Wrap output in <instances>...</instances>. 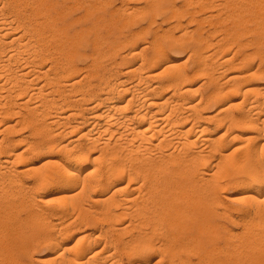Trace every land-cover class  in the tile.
Listing matches in <instances>:
<instances>
[{
	"label": "bare ground",
	"instance_id": "bare-ground-1",
	"mask_svg": "<svg viewBox=\"0 0 264 264\" xmlns=\"http://www.w3.org/2000/svg\"><path fill=\"white\" fill-rule=\"evenodd\" d=\"M3 1L0 0V2H1L0 3V52L2 51L4 53H6L5 52L6 48H9L8 49L9 52H8L7 58L4 57V53H1V54H3V56L0 55V76H5L4 77L5 81H4V79H2L3 81H1V82H3V83L0 82V87L3 88V86L6 87V86L10 85L7 88L8 93L5 92L4 94H5V96L7 94H8V96H10V99L8 100V102L10 104H12V106L6 107V108H8V109L5 108L6 110L1 109L2 112H0V116L3 118V116L6 117L9 115V117L12 118L13 115H11V111L18 109V107H17L13 110L12 109L14 107L13 105L16 104L17 106H24V107H26L25 105H27V108L29 111H26L27 108L25 109V111L28 112V114H27L28 117H26V115H22L21 116L22 117L21 122H28L31 124V126L34 125L33 129L37 130L40 126L38 127V125H36L35 123L37 121H39V120H37L38 119L37 115L41 114L42 111L40 110V108L42 106L41 107L38 106L39 111H41V112L38 111V108L36 106L39 102H36L37 104L35 106L33 105V107H31V106L29 107V104H30L29 102H30L31 97L34 95L35 96H41L43 98V101L40 100L41 101L40 103H43V104L45 103L47 106H48V104H52V103H50V100L45 97L48 95H46L47 92H45L44 85L48 84L47 85V87L49 86L48 89L49 90L51 89V92L52 91L54 92V90H52V89H55V92H56V89L57 90L59 89V85L61 84L60 82L62 81V78H64V77H66L65 79H68L67 81H70V82H68L69 87L74 85L75 83H78V86H76V84H75V88L76 87L78 88L80 86V90H81V92H79L80 96L78 98V101L75 102L76 104L74 107L70 106L72 104H70V105L68 104L71 102L67 103L68 107H67V105H65L67 107V110L70 108L75 109L76 105L79 101H81V102L82 101L83 102L84 101H87V102L92 101V102H91V104H89L90 106H88V107L84 106V104H83V107L84 108L86 107V109H88V111L91 112V114H89L90 117L87 118V116H88L87 115L88 113H87L86 114L87 116H84L82 118V121H80V119H77L78 122H76L74 119V121L76 123H71L72 124V125L70 124L71 128L69 127V128L65 129V130L68 129L70 132V129H73V128L76 129V127L77 128L83 127V125L87 122L88 123L87 130H85V132L83 130L84 136H88L87 138H85V140L88 139V141L86 140L87 143L86 142L85 143L80 142L81 140H79V138H80V134L82 133L81 132V133H78L79 137L76 135L77 136V137L75 136L76 138L75 137H73V138L71 137V139L68 138L69 141L67 139V141L65 143H62L60 145L56 144L55 140H49L48 141L46 139V142L47 141L50 142V143L47 142L48 144H45L46 142H44L43 144L40 142L41 144H38V142H35V140H34V142H35L34 144H32L33 143L32 142L30 144L31 146L30 145L28 146L29 143H27L26 146L24 145V147H22V149L19 150L17 148V146H15V144L12 143V142H14L13 140H12V142L11 141L8 142L6 140L8 143L5 144L4 143L5 141L3 140L5 138L0 137V152L2 150V153H3V151L6 153L4 158L0 157V176H3L5 173L4 172L5 170L2 167H7V168H11V166L13 167V165H15L17 160L20 161V160L24 159L26 157L27 153L31 154V152L29 153V150L32 151V153H33L34 151L39 152L40 150L46 151L47 149L49 150V149H52L56 146V148H54V150H55V149H57V147L60 146L59 148L62 151V155H61L62 157H60V158L58 157L59 159H55V157L54 158L48 157L44 163L47 164V166H48V164H50L49 166H52V169H51V167L50 168L47 167V169L49 171L47 172L44 170L43 174L44 175L46 174V176H42L43 174L40 175V172H39L38 173L39 178L41 176V178L44 179V181H45V178H47V177H51V176H53V178H54V176H57V178L60 177V178H62L63 182L66 185L79 188L78 194L83 193V196L86 192H89V191H92V193L95 192V191H93V189H97V190L101 189L102 194L99 192H98L99 194H97V192L90 194V192H89V194L91 195L90 197L93 199L94 203L97 204L96 206L99 208V209H97V207H96V210L99 212V210L102 209V212H101V210H100V212H101V216L103 218L97 217V216L96 217L100 218L99 220H102V219L104 220V218L107 219L106 221L108 222V224L112 222L113 223V224H111L112 227L114 226L116 220H120V222H121V219H122V222H121L122 226L118 225L120 227H117L118 221L115 224L116 227L118 228V230H116V228H115V230L118 232V234H119V230H120V233H122V234H123V232L129 233V227H131V226H133V228L134 227L138 228V230L140 229L139 231L134 230V231H136L135 232L136 235L133 234L134 236L132 238L129 237L130 238V239H128L129 241L125 240L128 238V236L127 237L125 236L126 238L123 239V241H121L122 243L126 241L125 245L123 243V246H125V247L121 246L122 243L119 245L122 248H118L119 246L116 247L117 249L113 247V249L116 250L115 251L116 253H113V251H109V249H107L108 247L106 248L107 250L105 249V251H103L104 246L100 250H98L99 248L97 249L95 247H94L95 249H93L90 241L86 242V244H85L84 242L81 241L82 239H79L81 234L78 236V239L76 240L77 242H75V245H71L72 247L70 246V248H67V246H69V245L61 246L60 241L62 239L59 240L60 236H57V237L55 236L56 238L55 237L51 238V241L53 242V244L55 246H58V247L61 246L62 247V249L59 250L58 254L55 253L57 256V259L60 258L59 264H61L62 262L64 264H144V263L146 264L147 261H149L150 259L149 260L144 259L143 256H145V254L148 253L150 250L151 251L153 250L152 248L155 245V242H153L154 245L151 243L150 240L152 238L150 239L147 237L151 233H149L148 230H146L148 232V234H147V232L143 231V230H145L143 228H145V226H148V225L151 226V224H152L151 231H155L156 227L159 228L160 226L161 227L164 226L163 228H164V230L166 229V233H167L166 240L163 239V241H165V243L163 244L160 241V243L163 246H161L158 242V244L160 246L157 247V249L159 251V252L158 251L157 252L160 253V254H158V256H161L160 261L163 260L164 258H166V257H164V255L167 252L169 255L168 260H174L177 257V260H175V261L178 264H264V242L258 241L261 238L260 236L264 237V232H263L264 228L261 231L259 230L258 233H256L255 230H253L255 234L249 232V230H248L249 237L242 238V236L240 237V233L233 232L234 229L230 230L226 225H223V223L221 225V224L216 223L215 222L216 220L214 221V218L221 214L219 209L217 210L218 204L220 202H222L221 201L222 199L220 200L221 196L219 197V195H218V191H222V189L224 187H225V189H227L226 186H229L231 184H233V186H234L237 184L236 186H240V185L245 186V189L249 188L248 190H250L253 187L252 185H254V183H255V185L256 184L260 185L259 187L264 189V160H263L264 159L263 158L264 157V141H262L261 143H258V144L255 143L256 144V145H254L255 147H253V146L250 147L248 145L250 148H246L244 145V144H246L245 142H248V141H244V143L241 141L242 143H239V145L236 144V147L234 146L233 147L234 149L233 148L231 149L232 153H227V152L225 153L224 152V148H225L224 147L225 146L224 141L225 140H226L225 142L228 141V143H226V145H227L230 143L229 141H234L236 139L234 136H237V138L239 137V139L242 138L241 135L239 136L238 134H236V132H233L234 130L232 131V129H237L239 127H241V128L248 127V128H250L249 129L250 131H251V129H254V132L256 131L255 135L256 136L258 135L257 137L262 136V135H260L261 134L260 132L263 131V129H264V115H262L264 112V109H262L263 108V103H262L263 100L262 99H264V84H262L263 86L261 85L262 87H260L259 84H257L258 87H256V84H253V82L251 81V78L254 76H257L258 74H260V72L264 73V0H244L245 1L244 4L242 3L243 1H241V2L239 1L245 7L244 8L242 4H239L240 8H242V7L244 8V12L241 9L237 8L238 5H233L232 1L228 2L229 0L228 1L224 0L225 3L221 0H220L221 2L219 1L220 3L219 2L216 3L217 1L215 2V0H197L195 2H193V0H189V1H192L193 3H196V6H198L196 8H199L197 10L192 8L193 10L190 9L192 12L188 13V15H191V17L190 16L188 17L189 18L188 20H190V22L193 21L194 23H196V25H197L196 28L200 27L205 22H207V23L209 22L210 24H212V22H214L212 25L213 26L215 25L216 29H217L216 26H220V25L227 27V25H226L227 18L226 17H228V19L232 18L233 21L235 22V23L232 22V24L234 23V28L236 25L235 30H237V31H235L234 33H232V35H230L231 36L230 37L231 42L229 40H227V42H224V39L223 40L221 39L222 37L220 38L221 40L215 41L216 42L215 50H213L210 53L208 52L209 54L204 53V50L206 49V47L204 50H203V48L205 45H209L212 43L211 38H213V36H214V35L212 36L213 33H210L211 38H209L208 35H206V37H205V35L202 34L203 32L198 33L197 34L198 36L196 35L197 38L195 37L197 42L195 41L196 43L194 44L190 54L188 55V58L186 56L187 59H185V61H182V62L179 61V63L185 62L184 66H182V64H179L177 62H173L174 61V60H172L173 58L171 59V57L166 55V52H167L166 47L168 46V42L165 43L166 42L165 40H167V38L170 37V36L169 37L167 36L168 33H166V32L170 31L169 29L171 27H173L171 24H174V26H175V24L177 26L180 25V29L183 28L181 30L182 31L181 34H183V35L185 33L189 34V32L191 34L192 33L191 31L194 30L191 27H190L191 28V30H190V28L186 24H183L182 19L180 18V16L183 15L182 12L185 10V7H184V9H182V8H180V7H182V5H181L179 7L180 12H178L179 11L177 9L178 5L175 6L174 5L175 3L173 4V0H159V1H157V0H151L150 1L149 0V2L147 0L146 5L143 8L142 7L136 8L138 5L137 6L135 5L136 6L135 8H132V7L130 8L129 4H128V5H126L128 7H126L125 5L122 6L123 9L125 6L124 10L119 5L118 9L109 10L110 13L107 12L109 14L106 16L103 14L104 11L102 12V15L99 14L97 16L96 20L95 19L93 20L92 25L88 27V30L84 29L83 30L84 32H81V30H80L79 32H81V33H76L73 35V37L71 35V38H68V36H67L66 38L69 39V41H68L69 44H65V45H68L67 47H64L65 45L63 46L64 42L61 44L59 43L60 46H57V47L58 48L61 47V49L63 51H66V54L64 53L65 56L63 54V61L61 60V61L57 62V64L60 63V64H58V66L57 65H55V66L50 65V67L47 66L48 68L46 67V70L42 69L43 68L42 67L43 66L42 60L44 58V54H41L40 51L38 50V48L40 47L39 49L43 50V49H41V47H42L41 44L45 43V39H46V33L45 32H48L46 29H48V30L50 29L52 31L50 33L55 34L54 36H56V33L61 35V32L63 33V30L66 29V28H64L65 26H63L65 24H63V25L61 24L62 27H57L56 26L57 23L55 22L57 20H55V21L52 20L51 21V22H53L52 24H51V22L48 23L46 21L47 26H42L43 24L40 22V24H42L41 26H39V24H38L39 27L37 26V27H33V28L29 29L30 33H31V37H32V38L30 37V40L33 39V37H34L35 42L40 43V41L42 39L44 41L42 43H40L39 46H37V49L34 47V45L36 43L33 44L32 47L34 48V50H33L34 54H32V55L29 54V57H28V51H29L28 48L32 45L31 44L32 42L30 43L31 45H28L29 44L28 41L30 42V40H28V23L26 25L22 24L23 30H18V26L21 25L22 17H26V19H28V14H25L27 10H24V15H22L21 9L23 8L25 3L27 6V4L29 2H28V0H10V1L6 0L7 3L5 1L4 2ZM45 1L44 0L42 1L43 5H44V3H46ZM127 1H131V0H127ZM156 1H157V3H156ZM170 1L172 3H169ZM184 1H183V4H184ZM187 1H185V4L187 3ZM189 1H188V3L192 5V3ZM20 2H23L24 4L23 3L20 4ZM31 2H33V1H31ZM53 2L54 1H52L51 3H53ZM102 2H103V0H102ZM144 2H145V0H144ZM165 2H166V4H165ZM37 3H36V5H37ZM229 3H231L233 5V7ZM245 3H246V5H245ZM228 4H229V6H231L233 8V11L231 8L232 13L229 10V11H227V15H226V13H225L226 11L223 12L225 9L222 10V8H227V7L230 8L228 6ZM21 5H22V7H21ZM78 5H79V3H78ZM171 5L172 6L174 5L175 7H172ZM26 6H24V9H27ZM37 6H35V8L38 10ZM184 6H186V5H184ZM120 8L122 9V11ZM212 8H217L216 10L219 9L218 12L217 11L215 12L216 15L214 12L209 14V12H212L211 11ZM228 8L226 10H228ZM50 9H52V8H50ZM181 9H182V12H181ZM237 9H239V10L236 14ZM168 10H170V12ZM240 10H241V12H240ZM167 11L169 12L167 14L168 18L171 17L172 19H175L176 21L174 20L175 22L171 23V24H169V22H168V24H169V26H167L168 28H164V27H162L161 24H159L158 27L164 29L163 33L157 34L159 32H156L157 30H155L154 35H153L154 37H152L153 39L151 41L146 42V43H148L147 45L143 44L142 47H139L140 45H138V43L143 39L145 34H147V31H152V29H155L153 27L151 29L150 28L151 25H153V24L156 25L155 23H157V25H158L159 22H157V20H156V15H158V16H160V14L163 15L162 13H165V12L167 13ZM202 11H203V16L201 15L198 18L197 15L199 14V12H202ZM29 12H27V13H29ZM60 12H61V10H60ZM222 12L225 13V14H222L223 16L221 15ZM228 12H230V13H228ZM38 13H40V11ZM61 13H63V11ZM61 13H60V16L63 15ZM88 13H90V10H88ZM218 13L221 17H219ZM75 15L77 16V14H75ZM139 15H141V16L143 15V18H144V16H146L145 19L147 20V23H146L147 26H142V27H138L135 29V28H133V22L136 20V18ZM216 16L219 17V20H216V18H215ZM32 17L35 18L34 16H32ZM31 18H30V20H31ZM58 19H60V18H58ZM71 19H74V18L72 17ZM166 19H167V17H166ZM69 20H70V17H69ZM39 21H40V19H39ZM71 21H73V20H71ZM71 21H69L70 24H71ZM42 22H43V20H42ZM161 22H163V21L161 20ZM231 28H233V25ZM232 30L233 29H231V31ZM226 31H228V30H226ZM231 31H229L230 34H231ZM64 32H66V31H64ZM71 32H69V33H71ZM74 32H77V31H73V33ZM73 33H71V34H73ZM86 33L88 36V40H89V36L92 35V40L90 43L92 45V47H91L92 52L90 53L92 55V58H91L92 61H91L90 65H88V63L86 64V65H88V68H90L88 71H86V74L83 72L84 74L80 75V77H82V75H83L84 78L87 80L86 82L84 81V83H83L84 79L83 80L80 78L78 80L76 78L74 79V77L76 75V70H77L76 66L77 65L76 64L74 65V63L72 62V59H73L74 54L76 53L75 52V46H77L79 43H81V41L84 40ZM190 34H189V36H190ZM9 35H10V39H7V37H9ZM172 35L173 34H171V36ZM179 35H180V33H179ZM179 35L177 36V38L182 36V35H180V36ZM224 35H223V37H225ZM246 35L251 36V38H249V37L244 38ZM62 36H63V34H62ZM62 36H59L60 39L62 38ZM56 38H58V37H56ZM60 39H58V40H60ZM185 39H187V38H185ZM215 40H217V39H215ZM56 42H57V40H56ZM44 46H45V44H44ZM137 46L140 49H138ZM212 46L213 45H211L210 47H212ZM32 47L30 49L31 51H32ZM46 47H47V45H46ZM129 47L131 48L130 51H128ZM179 47H180V45H179ZM233 47H235L234 52H233V50L231 51V49H233ZM249 47H253L256 50L252 49L250 51V50H248ZM42 48H44V47H42ZM47 49H45V50H47ZM137 49H138V51H137ZM125 50H127L128 52L126 51L127 53H125L124 52ZM59 52H62V51L60 50ZM30 53H33V52H30ZM80 53H81V51H80ZM219 53H220V55H219ZM217 54H218V56L215 57V55H217ZM256 54H257V56L260 57V58H258V60L259 59L260 60H259V65L257 64V66L255 67L254 62H253V59L255 57H253V55H256ZM107 55H108V57H105ZM52 56H54V55H52ZM131 56L132 57L138 56V57H140V60H138V62H136V65L128 66L129 68L124 69L125 71L123 70V72H125L128 75L126 77H130L129 74L131 75V73L134 74V79L129 78V79H131L130 80L131 85L129 86L127 84L128 87H126V86H124L125 84L122 85V83L126 79H124V81L123 80H117V79H119V77L116 78L115 76L118 73L117 72L118 68L116 71H114V70H115L116 66L119 64H126V65L130 64V65H132L133 62L131 61V58H132ZM192 56L194 57L195 61L191 67H188L189 68L188 69L185 64H186V61L188 59L190 60V57H192ZM210 57H212V58L213 57H215V58L220 57L222 59L220 62L230 64V66L226 65L227 67H225L226 69L228 68L231 70V73H230L229 77L227 78L228 80L226 81V83H224V82L221 83V85L220 84H214L212 86L211 90L209 92L207 91L208 93L205 96L201 95L200 98L198 96V99L189 98L190 96L187 94H190L192 91H195L194 89L191 88L190 85L192 82L191 78L193 76H195L196 74H204V75L209 74V76L211 78L210 81L216 82L215 81L216 76L214 74H212V71H211V73L208 72V67H210L211 65L209 64L210 62L208 63L207 58L210 59ZM14 58H16L17 59L16 61H19V63L22 62L21 63L22 65L18 64V65H20V67H18L17 70H15L16 68L13 69V70H15L13 72L11 69H8V66H9L8 64L11 63V62L10 63H8V62L11 59L13 61ZM101 58L102 59L105 58L103 64L100 60ZM107 58L109 60V61L107 60L108 62L106 61ZM215 58H213V61ZM183 60H184V58H183ZM210 61H212V60H210ZM218 62H219V60H218ZM14 63H15V61H14ZM104 63H106V64H104ZM54 64H56V63H54ZM214 64H216V63H214ZM161 65H163V67L160 68L162 70L161 71L159 70L157 73H155L156 72L155 69ZM212 65H213V63H212ZM218 65L220 66V64H218ZM216 66L217 65H215V67ZM77 67H80V66H77ZM82 67H83V65H82ZM84 67H86V66H84ZM223 67L224 66H222V68ZM225 68H223V70ZM209 69L211 70V68H209ZM221 69H220V71H222ZM226 69L224 70V72L225 71L227 72L228 69L227 70ZM9 70H11L12 72H10ZM120 71H121V69H120ZM216 71H218V70H216ZM220 71H219V73H220ZM213 72H214V70H213ZM40 73L44 74V76L46 77L47 84H45V83H42L43 85L37 84L38 85L37 87H35L36 85L34 84L35 86L32 87L33 88V90H32L31 87L29 86V84H27L29 82L28 77L31 75H32V77H33V75L36 77H40L39 76ZM215 74H217V73H215ZM220 74H219V77H220ZM204 75H201V76H204ZM90 78H95L94 79L95 81L93 82L91 80H88ZM70 79H72V82ZM208 79H209V77H208ZM217 79H218V77H217ZM32 80H30V83H32L34 81V80L33 81ZM74 80H76V81H74ZM151 80H156V81L154 82ZM204 80L205 79H203V81ZM150 81L154 82V84L149 85ZM127 82H129V81H127ZM57 84H59L57 86L58 88L55 87ZM65 84L63 83L62 86H64ZM121 86H123V87H121ZM27 87H28V89H31V91H33V92H30V93H32L31 94L32 96L28 95L29 98L28 97L24 98L22 96L23 98H21L19 100L20 102L19 101L17 102V100H15L18 96L15 97V99H13L14 94H18V93L22 94V92H25V89H27ZM62 88H64V87H62ZM165 88L169 89V95L167 97L165 96L166 98L164 100H162V98L157 99V98L153 97V94L155 96L157 93L163 92V89L165 91L166 90ZM49 90H46V91H49ZM71 90L72 89H70V91ZM77 90H79V88ZM2 91H3V89H2ZM27 91H29V90H27ZM72 91H74V90H72ZM238 91L240 93H243L244 96L242 95V99H243L242 102L243 103L246 102L248 104L247 105L248 109L247 110L245 109L246 112H244V111L239 112L240 114L238 113V115H235L234 112L231 113L230 107L232 106V104H231L230 100H231L232 94H234ZM57 92L59 93V92H61V90H59ZM62 92L60 93V95L62 94ZM65 92H68V91L66 90ZM74 92H71V93H74ZM122 92H125V93L130 92V93H128V95H131V96L127 97L128 99L123 98L126 101L124 103H122V101L120 100L121 94L124 95V93H122ZM28 93L26 92V94H28ZM36 93H39V94L37 95ZM75 93H78V91ZM176 94L179 95V97L177 99L174 98V96ZM250 94L251 95L255 94V96L251 97ZM60 95H59V97H60ZM63 95H64V93H63ZM157 95H159V94H157ZM185 95H187L189 97H186ZM260 95H261V98L263 97L262 99L259 98ZM49 96H51V95H49ZM76 96H78V95H76ZM64 97H65V95H64ZM123 97H125V96H123ZM176 97H177V95H176ZM33 98L37 99L38 97L37 98L33 97ZM52 98H53V95H52ZM75 99H76V97H75ZM4 100H6V99H4ZM13 100H15V102H13ZM64 101L66 102L65 98H64V100L61 99L60 104L64 105ZM70 101H72V100H70ZM169 101L171 102L170 105L168 104ZM31 102H33V99H31ZM53 103H54L53 105L59 106V109L61 110V112H62V108H63V110L66 109V108H64L65 106L64 107L61 106L62 108H60V105L57 102L56 103L53 102ZM5 104L6 103L3 102L1 105H5ZM236 104H238V103H236ZM39 105H41V104H39ZM99 105H102L101 109L99 108L98 109L99 111L95 110L97 108V106H99ZM217 105H218V108H216L217 110L215 109L216 111H213V113L214 112L215 113L211 114L210 116L206 115L207 117H205L203 119H206V118L212 119L215 124L219 123L220 121L221 122L223 121L227 125V127L225 129V126H226L225 125L224 131H219L220 135L219 134L216 135L217 137L212 135L213 136L212 137L210 135H206V133L210 132L209 131L211 129L210 127L206 126V124L198 125L197 119L205 116L204 115L205 113L204 112H203L204 114L200 113L198 116L195 115V117L193 115L196 114L200 110L205 111L206 108L210 109L211 107L217 106ZM147 106H150V108H152V109H147ZM50 107H52V106L50 105ZM50 107H48V108H50ZM181 107L187 108L189 110L188 111L189 113L192 112L191 114H193V112H194V114L192 116H193V120H196V121L189 119L191 116L187 115V111L185 108H184V110H185L186 114L184 116H182V118H179L178 110L182 111V109H180ZM239 107H241V106H239ZM36 108H37V110H36ZM55 108H57V106H55ZM77 109H78V113H81V111L79 112V107ZM83 109L80 107V110H83ZM42 110H43V108H42ZM15 111L17 112V110H15ZM20 111H18V112H20ZM25 111H22L21 113H23ZM37 111L39 112V114ZM44 111L45 110H43V113H45ZM49 111H51V110H49ZM55 111H58V110L55 109ZM250 111L251 112L253 111L252 112L253 114ZM1 113H2V115H1ZM17 113H15V115ZM66 113H68V112H66ZM69 113H70V115H73V112H69ZM78 113H76V114H78ZM46 114H47V112H46ZM74 114H75V111H74ZM181 114H182V112H181ZM18 115H20V114H18ZM65 115H67V114L64 113V116H62V118L68 116V115L67 116H65ZM174 115H175V118H174ZM40 116H42V115H39V117ZM44 116H46V115L44 114ZM1 117H0V121H1ZM54 117H56V116H54ZM16 119H19V118H16ZM57 119L58 118H56V120ZM182 119H184L183 122L187 119L191 120L193 122L189 121L191 123L188 122V124H186L185 122H187V121H185L184 123H182V121H181ZM51 120L50 121L53 122L55 120V118H53ZM61 120H59L57 122L61 123L60 122ZM200 120H202V119H200ZM16 121L20 122V120H16ZM54 122H56V121H54ZM62 122H64V121H62ZM179 122H181V125H179L180 124ZM221 122H220V125L222 124ZM47 123H48V121H47ZM69 123L70 122H68L67 125H69ZM206 123H207V121H206ZM3 125H4V123H3ZM203 125H205V126H203ZM223 125L224 124H222L221 126H223ZM13 126L14 125H8V127H6V125H5V128H7V132H8V130H10V127L12 128ZM20 126H18V127H20ZM23 126H24V124H23ZM41 126L45 128V126H43V125H41ZM65 126H66V124H64L63 128H65ZM215 126L216 125H214V127ZM15 127H13V128H15ZM18 127H17V129H18ZM40 128L38 131L42 130ZM47 128H48V126H47ZM74 129H73V131L71 130L72 133L75 131ZM239 129H237V130H239ZM4 130H3V132H4ZM65 130H63V131H65ZM244 130H246V129H244ZM55 131L58 133L57 130H55ZM43 132H45V131H43ZM51 132H49V133H51ZM59 132H60V130H59ZM69 132H65L66 133L65 135H67V133H69ZM252 132H253V130H252ZM4 133H6V131ZM40 133H41V135L40 134L39 135L41 136V138H42V136L43 137L46 136L45 138H49V135L47 136L45 133H42V132H40ZM47 133H48V131H47ZM60 133L62 135L64 132H60ZM69 134H71V133H69ZM211 134H212V132H211ZM55 135L58 136V134H56V133L54 134V136L51 134L52 137H56ZM82 135H83V133H82ZM242 135H243L242 139H246V140H249L252 136V134H250L251 136L249 135L250 137L248 135H246L247 137H244L245 136L244 134H242ZM255 135L253 134V137L251 139L253 140L255 138V141H256L257 138ZM1 136H3V135H1ZM1 138H2V140H1ZM20 140L22 141L21 138H20ZM58 140H60V139H58ZM18 141H19V139H18ZM43 141H44V139H43ZM61 141L62 140H60V142ZM56 142H58V141H56ZM240 144H243L244 146H242ZM250 145H251V142H250ZM241 147H245L246 149L244 150V148H241ZM28 148H30V149H28ZM240 148L242 150H244L243 155L241 154L242 151L241 152L239 151L240 154L237 151V153H238L237 156L240 155V157L239 158L234 157L236 155V154L234 155V152L238 149L240 150ZM52 150H51V153H52ZM231 150H229V151L231 152ZM216 153L218 154L217 159L214 156V154H216ZM207 156H209V159H211V161H212V158H210V156L211 157L214 156L215 159L214 158L213 159L216 162L214 160L212 162L209 160L211 162V165H209ZM255 157H256L257 161H258V159L259 160L261 159V162H259L258 164L253 166V165L249 164V162L251 163V160L255 159ZM89 158L92 159L89 166L83 170H80L81 163L83 161L88 160ZM231 158H233V159L231 160ZM200 162H202L201 165H199ZM213 162H215V163H213ZM42 166L45 167V165H43V164H42ZM1 168H2V170H1ZM15 168L13 167V169L12 168L11 169L14 170V172H17V169L15 170ZM33 168L32 169L30 168L31 171H33ZM213 169H214V172H213ZM34 170H35V168H34ZM41 170H42V168H41ZM219 170H220L221 174H220ZM9 171H7V173ZM24 171L27 172V170H24ZM36 171H34V172H36ZM12 172L13 171H11L10 175H8L9 173L8 174L5 173V175H8L7 176L8 179L6 180V182L0 181V200L2 199V201H0V202L7 200V201H9V202H7V205L9 206V208L13 207V209H14L17 207V203H15V201H13L11 197H14V195L16 197L19 194H16V192H15L16 190L14 189L15 188L14 186H13L14 188H12V189H14L13 192H11V189H10L11 185L9 184L10 188L8 186V183H10V182L13 183L14 179H15V181L17 180L16 179L17 174L14 176V174H13L14 172L13 173ZM217 172L219 174H216ZM216 175H218V177ZM214 176L217 178L220 177V180H222V179H224V180H222V182H221L220 180L215 179ZM3 177L5 178V176H3ZM41 178L38 179V181L40 182V185H42L41 182H43V180L41 181ZM38 181H37V183H39ZM220 182H221V185H220ZM17 183L15 182L13 184H17ZM44 184L45 183H43V185ZM25 186H27V185H25ZM220 186L222 188L219 190ZM28 187L30 188V186H28ZM38 187H40V186H38ZM111 187H113V188H111ZM230 188H231V186H230ZM261 188H259V190H255V189L252 190L251 192L253 194L247 193V194H245L244 197L247 196L246 199H248V197L256 199L255 197L259 196V198H260V196H261L260 194L262 193V190H260ZM26 189L27 188H25V190ZM30 189H32V188H30ZM245 189H244V192H245ZM23 192H20V193L23 194ZM219 194H221V193L219 192ZM63 195L64 194H62V196ZM223 196L227 197L225 194ZM64 197L65 198L71 197L70 199H72V197H74V195L68 194V196L64 195L61 198H64ZM87 197H88V194H87ZM87 197H86V199H87ZM244 197H240L239 199L240 200H241V198L244 199ZM24 198H23V200H24ZM232 198H234V196ZM232 198H230V200ZM237 198L235 200H237ZM9 199H11V200H9ZM39 199H41V198H39ZM262 199H264V196ZM19 200L21 201V199H19ZM58 200H59V198H58ZM61 201H62V199H61ZM249 201H251V200H249ZM262 201L264 202V200H262ZM217 202H218V204H217ZM253 202H256V201L253 200ZM5 204H2V205L4 206ZM30 204H29V206H30ZM68 204L70 206V203H68ZM216 204H217V206H215ZM228 204H230V202H228ZM233 204H235V203H233ZM261 204L262 203L260 202L258 205L260 206ZM25 205H26V203H25ZM37 205H38V203H37ZM219 205L221 206V204H219ZM254 205H255V203H254ZM0 206H1V204H0ZM8 206H7V208H8ZM222 206H225V205L222 204ZM259 206H257L256 209L259 208ZM263 206L261 205L262 210H260V208H261L260 207L259 209H257L258 210L257 212L255 211L256 209L254 207L250 206L251 209L249 211L247 210L248 212L246 213L247 218H245V216L243 215L239 218L240 221H236L238 217L236 219H232L230 221L232 223L239 224L242 221V219H244L242 222V223H244V225L242 227L247 231V229H249L253 225L260 223V221H264V208H263ZM74 207H75V203H74ZM74 207H73V210H74ZM225 207L228 208L227 206H225ZM225 207H223V208H225ZM7 208L5 211L8 210ZM70 208H72V206ZM234 208L236 210V207H234ZM241 208H243V207H241ZM252 209H255V210L253 211ZM1 210H2V208H0V219H1V222H3L2 216H4V213H6V212L1 211ZM3 210H4V207H3ZM231 210H233V209H231ZM251 210L253 212H250ZM79 211H80V209H79ZM13 212L14 211H12V213ZM17 213H18V211H17ZM76 213H78V210L76 211ZM223 213H224V215L226 214L225 211H223ZM60 214H62V213H60ZM9 215H11V214H9ZM224 215H222V216L220 215V216L224 217ZM9 217H11V216H9ZM29 217H30V215H29ZM62 218H64V217L62 216ZM37 220H38V223L41 222V221L39 222V219H37ZM23 221H24V219H23ZM109 221H111V222H109ZM7 222H9V221H7ZM34 222H35V219H34ZM46 222L49 223V221H45V223ZM57 222H59V221H57ZM63 222L65 225V221H63ZM18 223H21V222H18ZM45 223H44V225H45ZM59 223H61V222H59ZM3 224H4V222H3ZM3 224H0V236H1L0 237V255L3 253H6L7 255H5V256L8 257V255H9V257H8L9 259L7 258L8 259L7 262H6V260H4L5 261L4 262L3 261L4 258L1 257L2 260H0V261H2V263L4 262V264L5 263L6 264H17L13 260L14 258L12 255H13V253H15L17 251L16 248L18 245L17 244L18 241L22 242L23 239L25 240L26 236L28 237V233H25V229H24L25 227H23V226H26V224L25 225L23 224V226L22 225L19 226V225H17V223H15L19 227H14V228H12V227L10 228L9 227L10 225L8 226V224H4V225ZM118 224H120V223L118 222ZM1 225L3 227H1ZM233 225H235V224H233ZM21 226L23 228H21ZM52 226H53V224H52ZM44 227H46V226H44ZM47 227L50 228V226H48V225H47ZM69 227L68 228L66 227V228L69 230ZM59 228H60V225H59ZM66 228H65V230H67ZM104 228H106V227H104ZM257 228H259V227H257ZM100 229H102V228H100ZM113 229H114V227H113ZM126 229L128 231L125 232ZM68 230H67V232H68ZM131 230H132V228L130 229V231ZM71 231L72 230H70L69 234H71ZM100 231H102V230H100ZM112 231L115 232L116 236L118 235V234H116L117 233L116 231H114V230H112ZM112 231H110V229L108 230V232H112ZM156 231H157V229H156ZM160 231H159V233H160ZM251 231H252V228H251ZM105 232L104 233L107 234V231H105ZM100 233H102V232H100ZM153 233H152V235H153ZM250 233L252 235H250ZM25 234H27V235H25ZM55 234H58V232L56 233V231H55ZM46 235H48V234H46ZM102 235H104V234H102ZM162 235H163V233H162ZM97 236H98V234H97ZM145 236H146V239L143 238ZM157 236H159V235H157ZM257 236L260 237L258 240H257V238H258ZM30 237H32V236H30ZM62 237H63V235H62ZM104 237H106V235H104ZM107 237L109 238V236H107ZM151 237H153V236H151ZM222 238H224L225 241H223L221 243ZM27 239L28 238H26V240ZM32 239L29 242H32ZM49 239H47V240H49ZM143 239H145V240H143ZM147 239H148V241H146ZM105 240L107 241L108 239L106 238ZM110 240H111V238H110ZM38 241H40V240H38ZM79 241H81V242H79ZM142 241H145V242H142ZM24 242H22V243H24V245L26 247L27 242L26 241H24ZM35 242H37V240H35ZM110 242L112 243V241H110ZM148 242H150L151 244ZM37 244H39V243L37 242ZM158 244H156V245H158ZM106 245L107 244H105V246ZM108 245H109V243H108ZM25 247H24V250H25ZM27 247L29 248V246H27ZM44 247H45V245H44ZM101 247H102V245H101ZM259 247H261L262 250H259L258 249ZM21 248H23V246H21ZM91 248H92L93 253L91 252L92 254L89 255L86 252H87V250H89ZM155 248H156V246H155ZM15 249H16V251H15ZM157 249H155V250H157ZM257 249L259 251H257ZM192 251H193V254L195 255V258H194L195 260L192 258L193 254H190L191 256L188 254ZM111 252L113 253L114 256H112ZM153 254H154V252H153ZM96 255H97L98 259H97ZM124 256H126V259H124L125 258ZM29 257H31V256H29ZM32 257H33V255H32ZM109 257H112L114 260L112 258H109ZM94 258H96L97 260ZM108 258L111 260V262H109V263H108V260H109ZM146 258H148V256ZM30 259L32 260V258H30ZM45 259H43V260H45ZM154 261L159 262V261H157L156 258ZM171 262H173V261H171ZM154 264H155V262H154ZM170 264H173V263H170Z\"/></svg>",
	"mask_w": 264,
	"mask_h": 264
},
{
	"label": "rangeland",
	"instance_id": "rangeland-1",
	"mask_svg": "<svg viewBox=\"0 0 264 264\" xmlns=\"http://www.w3.org/2000/svg\"><path fill=\"white\" fill-rule=\"evenodd\" d=\"M1 1H3V0H1ZM6 3H7V1L6 0H4ZM3 1V2H4ZM10 1V0H9ZM8 1V2H9ZM31 1H33V2H31ZM43 0H28V4H27V6H26V3L24 4L23 2H20V4L21 3H23L24 4V6H26V8L27 9H24V6H23V10L21 9V13H22V15H24V10H27L26 11V13L25 14H28V19H26V17H22V19H21V25H19L18 26V30H23V25H26L27 23H28V40H30V37H31V33H30V30L29 29H31V28H33V27H37L38 26V24H39V26H41L42 24V26H47L46 25V23L48 22V23H50L52 20L53 21H55V20H57V21H55L56 23V26L57 27H62V25L63 24H65V25H63V26H65L64 28H66L65 30H63V33L61 32V35L60 34H57L56 33V36H54L55 34H51L50 32H52L50 29L48 30V29H46L48 32H45L46 33V39H45V43H42L44 40L42 39L41 41H40V43H42L41 44V46L42 47H44V48H42L41 47V49H43V50H40L39 48H38V50L40 51V53L41 54H44V58H43V70H46V67L47 66H49L50 67V65H53V66H55V65H57L58 66V64H60V63H58L57 64V62H59V61H63V54L65 53L66 54V51H63L62 49H61V47H57V46H60V44L61 43H63L64 42V44H63V46L65 45V44H69V39H67L66 37L68 36V38H71V35H72V37H73V35L74 34H76V33H81V32H84L83 30L84 29H87L88 30V27L89 26H91L92 25V22H93V20L95 19L96 20V18H97V16L100 14V15H102V12H103V14L106 16V15H108L110 12H109V10H114V9H118L119 8V5H120V7H122L123 5H128L129 4V7L131 8H135L137 5L139 6H137L136 8H140V7H144L145 5H146V2H147V0H145V2H144V0H131V1H127V0H103V2H102V0H44L46 3H44V5H43V2H42ZM50 1V2H49ZM52 1H54L53 3H51ZM110 1V2H109ZM151 1V0H150ZM157 1H159V0H157ZM157 1H156V3H157ZM183 1L184 0H173V4L176 6V5H178L176 8L179 10L180 8H182V9H184V7H185V10L182 12V9H181V12H182V14L183 15H181L180 16V18L182 19V22H183V24H186L189 28L191 27L192 29H194V30H192L191 32V34H190V32H189V34H190V36H189V34H187V33H185L184 35L183 34H181L182 33V29L183 28H181L180 29V25H176L175 24V26H174V24H171V23H174L176 20L175 19H172L170 16V18H168V16H167V14L170 12V10H168L167 11V13L165 12V13H162L163 15H161L160 14V16H158V15H156V20H157V22H159L158 23V25H157V23H155L156 25H151V29H152V27L153 28H155V29H152V31H147V34H145V36L143 37V39L138 43V45H140L139 47H142L143 46V44L145 45H147L148 43H146V42H148V41H151L153 38L152 37H154L153 35H154V32H155V30H157L156 32H159V33H157V34H161V33H163V28H160V27H158L159 26V24H161L162 25V27H164V28H168L167 26H169V24H171L173 27H171L169 30L170 31H167L166 33H168L167 34V36L169 37V38H167V40H165L166 42L165 43H167L168 42V46L166 47V55H168L169 57H171V59L172 60H174L173 62H177V63H179V61H185V59H187L188 58V55L190 54V52H191V50H192V48H193V46H194V44L197 42L196 41V38H197V34L198 33H202L203 35H205V37H206V35H208L209 36V38H211V34L210 33H213L212 34V36H213V38H211L212 39V43L211 44H209L210 46L211 45H213L212 47H210L209 45H203L204 46V48H203V50L205 49V47H206V49L204 50V53H210V52H212L213 50H215V47H216V42L215 41H218V40H223L224 39V42H227V40H229L230 42H231V39H230V35H232V33H234L235 31H237V30H235L236 29V25H235V28H234V21H233V19L232 18H230V19H228V17H226L227 18V20H226V25H227V27L226 26H223V25H220V26H216L217 27V29L215 28V25L213 26L212 24L214 23V22H212V24H210L209 22L207 23V22H205V23H203L200 27H197L196 28V23H194L193 21H191L190 22V20H188L189 18V16L191 17V15H188V13L189 12H192L191 10H193V9H199V8H196V7H198V6H196V3H193V2H195V1H197V0H193V2L192 1H189V2H191L192 3V5L191 4H189L188 3V1L187 0H185V1H187V3L185 4V1H184V4H183ZM217 1V2H216ZM220 0H215V2L216 3H218ZM221 1H223L224 2V0H221ZM220 1V2H221ZM228 1V0H227ZM226 1V2H227ZM232 1V3H233V5H238V7L237 8H239V9H241L243 12H244V0H229L228 2H231ZM236 1V2H235ZM241 1H243L242 3H240ZM37 3V5L39 6H37L36 5V3ZM95 2V3H94ZM148 2H149V0H148ZM181 2V3H180ZM219 2V3H220ZM222 2V3H223ZM1 3V2H0ZM56 3V4H55ZM78 3H79V5H78ZM98 5H97V4ZM121 3V4H120ZM127 3V4H126ZM169 3H172L171 1L169 2ZM225 3V2H224ZM235 3V4H234ZM22 4V5H23ZM101 4V5H100ZM116 4V5H115ZM134 4V5H133ZM142 4V5H141ZM165 4H166V2H165ZM189 4V5H188ZM229 4H231V3H229ZM229 4H228V6H229ZM239 4H242L243 5V7L242 8H240V5ZM22 5H21V7H22ZM96 5V6H95ZM136 5V6H135ZM172 6V7H175V6ZM182 5V7H180ZM184 5H188L187 7L186 6H184ZM232 5V4H231ZM233 5H232V7H233ZM241 5V6H242ZM245 5H246V3H245ZM35 6H37V8H38V10L35 8ZM49 6V7H48ZM63 6V7H62ZM125 6H124V9H125ZM166 6V5H165ZM48 7V8H47ZM69 7V8H68ZM115 7V8H114ZM117 7V8H116ZM126 7H128V6H126ZM180 7V8H179ZM230 8H228V10H226L227 8H222V10L223 9H225L223 12H225L226 13V15H227V11H231V6H229ZM50 8H52V9H50ZM60 8V9H59ZM193 8V9H192ZM36 9V10H35ZM121 9V8H120ZM122 9H123V7H122ZM122 9H121V11H122ZM123 9V10H124ZM191 9V10H190ZM217 8H212V12H209V14L210 13H215L216 11L218 12L219 11V9L218 10H216ZM236 9V8H235ZM239 9H237V11H236V14H237V12H238V10ZM60 10H61V12L63 11V13H61L60 12ZM88 10H90V13H88ZM188 10V11H187ZM214 10V11H213ZM241 10H240V12H241ZM23 11V12H22ZM30 11V12H29ZM40 11V13H38ZM163 11V10H162ZM232 11H233V8H232ZM232 11H231V13H232ZM27 12H29V13H27ZM32 12V13H31ZM44 12V13H43ZM58 12V13H57ZM65 12V13H64ZM107 12H109V13H107ZM178 12H180V10L178 11ZM221 13V15L222 14H225V13ZM242 12V13H243ZM34 13V14H33ZM36 13V14H35ZM60 13L61 14H63L62 16H60ZM185 13V14H184ZM228 13H230V12H228ZM75 14H77V16L75 15ZM36 15V16H35ZM81 15V16H80ZM170 15V14H169ZM180 15V14H179ZM188 15V16H187ZM203 16V11L202 12H199V14L197 15V17L199 18L200 16ZM215 15H216V13H215ZM218 15H219V13H218ZM225 15V16H226ZM26 16V15H25ZM32 16H34L35 18H31ZM38 16V17H37ZM60 16V17H59ZM80 16V17H79ZM85 16V17H84ZM140 16V17H139ZM137 18H136V20L133 22V28H138V27H142V26H147V20L145 19V17L146 16H144V18H143V15L141 16V15H139ZM223 16V15H222ZM69 17H70V20H69ZM74 18V19H71V18ZM166 17H167V19H166ZM219 17H221L220 15H219ZM219 17H215L216 18V20H219ZM233 17V16H232ZM30 18H31V20L33 21H31L30 20ZM58 18H60V19H58ZM78 18V19H77ZM164 20H163V19ZM223 18V17H222ZM39 19H40V21H39ZM141 19V20H140ZM29 20V21H28ZM42 20H43V22H42ZM71 20H73V21H71ZM161 20L163 21V22H161ZM175 20V21H174ZM215 20V19H214ZM36 21V22H35ZM47 21V22H46ZM69 21H71V24L69 23ZM230 21V22H229ZM35 22V23H34ZM40 22L42 23V24H40ZM73 22V23H72ZM168 22H169V24H168ZM185 22V23H184ZM187 22V23H186ZM232 22H234L233 24H232ZM53 22H51V24H52ZM23 24V25H22ZM33 24V25H32ZM62 24V25H61ZM70 24V25H69ZM192 24V25H191ZM69 25V26H68ZM190 25V26H189ZM195 25V26H194ZM211 25V26H210ZM232 25H233V28H231L232 27ZM38 26V27H39ZM67 26V27H66ZM185 26V25H184ZM203 26V27H202ZM80 27V28H79ZM158 27V28H157ZM194 27V28H193ZM225 27V28H224ZM71 28V29H70ZM191 28H190V30H191ZM215 28V29H214ZM75 29V30H74ZM150 29V30H151ZM221 29V30H220ZM230 29V30H229ZM231 29H233L232 31H231ZM81 30V32H79ZM172 30V31H171ZM189 30V29H188ZM189 30V31H190ZM199 30V31H198ZM202 30V31H201ZM226 30H228V31H226ZM64 31H66V32H64ZM72 31V32H71ZM73 31H77V32H74L73 33ZM181 31V32H180ZM208 31V32H207ZM218 33H217V32ZM220 31V32H219ZM229 31H231V34H230V32ZM69 32H71V33H73V34H71V33H69ZM207 32V33H206ZM216 32V33H215ZM225 32V33H224ZM229 32V33H228ZM69 33V34H68ZM173 34L172 36H171V34ZM178 33V34H177ZM179 33H180V35H182L181 37H179V38H177V36L179 35ZM228 35H227V34ZM62 34H63V36H62ZM67 34V35H66ZM170 34V35H169ZM176 34V35H175ZM220 34V35H219ZM225 34V35H224ZM62 36V38L64 39H60V37L59 36ZM179 35V36H180ZM188 35V36H187ZM192 35V36H191ZM195 35V36H194ZM197 35V36H196ZM218 35V36H217ZM223 35L225 36V37H223ZM48 36V37H47ZM184 36V37H183ZM220 36V37H219ZM56 37H58V38H56ZM190 37V38H189ZM196 37V38H195ZM222 37V38H221ZM227 37V38H226ZM251 38V36H249V35H246L244 38ZM32 38V37H31ZM86 38V39H85ZM185 38H187V39H185ZM221 38V39H220ZM226 38V39H225ZM7 39H10V35H9V37H7ZM34 37H33V39H31L30 40V42L28 41V45H31L29 48H28V57H29V54L30 55H32V54H34V48L32 47L33 46V44H35L34 45V47L37 49V46H39V44L40 43H38V42H35L34 41ZM58 39H60V40H58ZM150 39V40H149ZM166 39V38H165ZM185 39V40H184ZM215 39H217V40H215ZM55 40V41H54ZM56 40H57V42H56ZM91 40H92V35H90L89 36V40H88V36H87V33H86V35H85V37H84V40L83 41H81V43H79L77 46H75V54H74V56H73V59H72V62L74 63V65L76 64L77 66H80V67H77L76 66V75H75V77H74V79L76 78L77 80L80 78V79H84L83 80V83H84V81L86 82L87 80L84 78V76L82 75V77H80V75L81 74H86V71H88L90 68H88V65H90V63H91V61H92V55L90 54L91 52H92V45L90 44L91 43ZM226 40V41H225ZM48 41V42H47ZM196 41V42H195ZM32 42V43H31ZM47 42V43H46ZM84 42V43H83ZM31 43V44H30ZM53 45H52V44ZM56 43V44H55ZM59 45H58V44ZM44 44H45V46H44ZM46 45H47V47H46ZM83 45V46H82ZM179 45H180V47H179ZM55 46V47H54ZM68 45H65L64 47H67ZM172 46V47H171ZM31 47H32V51L30 50L31 49ZM46 47V48H45ZM53 47V48H52ZM57 47V48H56ZM138 46H137V48L138 49H140ZM171 47V48H170ZM48 48V49H47ZM184 48V49H183ZM234 48L235 47H233V49H231V51L233 50V52H234ZM9 48H6L5 49V52L6 53H4V52H0V55H2L3 56V54H1V53H4V57H6L7 58V55H8V52H9V50H8ZM45 49H47V50H45ZM77 49V50H76ZM130 47H129V50L128 51H130ZM138 49H137V51H138ZM252 49H254V50H256L255 48H253V47H249L248 48V50H252ZM62 51V52H59V51ZM190 50V51H189ZM4 51V50H3ZM43 53H42V52ZM57 51V52H56ZM80 51H81V53H80ZM127 50H125L124 52L125 53H127L126 52ZM230 51V52H231ZM30 52H33V53H30ZM49 52V53H48ZM147 52V51H146ZM186 52V53H185ZM46 53V54H45ZM58 53V54H57ZM87 53V54H86ZM208 53V54H209ZM54 55V56H52V55ZM65 54H64V56H65ZM46 55V56H45ZM52 57H51V56ZM219 55H220V53H219ZM91 56V57H90ZM186 56H187V58H186ZM216 56H218V54L217 55H215V57ZM239 56V55H238ZM3 57V58H4ZM55 57V58H54ZM61 57V58H60ZM105 57H108V55L107 56H105ZM132 57V56H131ZM137 57V58H136ZM134 56V57H132L131 58V61L133 62L132 63V65H130V64H128V65H126V64H119V65H117L116 66V68H115V70L114 71H116L117 70V68H118V73H117V75L115 76L116 78H118L119 77V79H117V80H123L124 81V79H126L123 83H122V85H124V86H126V87H128L127 86V84L130 86L131 85V79H129V78H132V79H134V74L133 73H131V75L129 74V76L130 77H126V76H128L125 72H123V70L124 69H126V68H129L128 66H133V65H136V62H138V60H140V57H138V56ZM215 57H213V58H215ZM253 57H255L254 59H253V62H254V65H255V67L257 66V64L259 65V60H258V58H260L259 56H257V54L256 55H253ZM54 58V59H53ZM139 58V59H138ZM183 58H184V60H183ZM213 58L212 57H210V59L209 58H207V61H208V63L211 65L210 67H208V72H210L211 73V71H212V74H214L215 76H216V78H215V81L216 82H211L210 81V76H209V74H196L195 76H193L192 78H191V80H192V82H191V88L192 89H194L195 91H192L190 94H187V95H189V96H187V95H185L186 97H189V98H192V99H198V96H199V98L201 97V95H206L210 90H211V88H212V86L214 85V84H220L221 85V83H226V81L228 80L227 78L229 77V75H230V73H231V70L230 69H226L225 67H227L228 65L230 66V64H227V63H222V62H220L222 59L220 58V57H217V58H215L214 59V61H213ZM52 59V60H51ZM65 59V58H64ZM110 59V58H109ZM136 59V60H135ZM17 59L16 58H14L13 59V61H12V59L8 62V63H10V64H8L9 66H8V69H11L13 72L15 71V70H17L18 69V67H20V65H18V64H21V63H19V61H16ZM101 60V62H102V64H103V62H104V60H105V58H101L100 59ZM108 60V58L106 59V61ZM189 60V59H188ZM186 61V67L188 68V67H191L193 64H194V57L192 56V57H190V60L189 61ZM210 60H212V61H210ZM218 60H219V62H218ZM14 61H15V63H14ZM56 61V62H55ZM105 61V62H106ZM109 61V60H108ZM107 61V62H108ZM258 61V62H257ZM106 62V63H107ZM213 63V65H212V63ZM14 63V64H13ZM54 63H56V64H54ZM88 63V65H86ZM106 63H104V64H106ZM184 63L185 62H183V63H179V64H182V66H184ZM214 63H216V64H214ZM220 64V66L218 65V64ZM222 64V65H221ZM225 64V65H224ZM22 65V64H21ZM82 65H83V67H82ZM215 65H217L216 67H215ZM227 65V66H226ZM15 66V67H14ZM84 66H86V67H84ZM219 66V67H218ZM222 66H224L223 68H225L226 70H227V72L225 73L224 72V70H223V68H222ZM122 67V68H121ZM136 67V66H135ZM163 67V65H161V66H159V67H157L156 69H155V73H157L159 70L161 71L162 69H160V68H162ZM214 67V68H213ZM16 68V69H15ZM48 68V67H47ZM209 68H211V70L209 69ZM222 68V69H221ZM13 69H15V70H13ZM82 69V70H81ZM120 69H121V71H120ZM189 69V68H188ZM218 70V71H216V70ZM220 69L222 70V71H220ZM11 70H9L10 72H12ZM210 70V71H209ZM213 70H214V72H213ZM8 71V72H9ZM125 71V70H124ZM219 71H220V73H219ZM9 72V73H10ZM78 72V73H77ZM84 72V73H83ZM122 72V73H121ZM224 72V73H223ZM43 73V72H42ZM42 73H40L39 74V76L40 77H36V76H34L33 75V77H32V75L31 76H29L28 77V80H29V82L27 83V84H29V86L31 87V89L33 90V86H35V87H37L38 85L37 84H42V83H45V84H47V79H46V77L44 76V74H42ZM116 73V72H115ZM122 75H121V74ZM215 73H217V74H215ZM220 74V77H219V74ZM201 75H204V76H201ZM78 76V77H77ZM126 78H125V77ZM201 76V77H200ZM3 77V78H2ZM5 76H0V82L1 81H3L2 79H4V81H5V78H4ZM208 77H209V79H208ZM214 77V76H213ZM212 77V78H213ZM217 77H218V79H217ZM35 81H33L32 79ZM44 78V79H43ZM66 77H64V78H62V81L59 83V84H57L55 87L56 88H58L57 86L59 85V89L57 90L56 89V92H55V89H52V90H54V92L52 91L51 92V89L49 90L48 89V87H47V85H44V88H45V92H47L46 93V95H48V96H45L46 98H48L49 100H50V103H52V104H48V106L44 103H40L41 101H43V98L41 97V96H35L34 94V96H32L31 94L32 93H30V92H33V91H31V89H28V87H27V89H25V92H22V94L20 93H18V94H14V97H13V99H15V97H17L15 100H17V102L21 99V98H26V97H28L29 98V96L28 95H31L30 97H31V99H33V102H31V99H30V104H29V107L31 106V107H33V105L35 106L37 103L36 102H39L36 106H37V108H38V106H42L41 108H40V110L42 111H39V108H38V111L39 112H41V114H39V112H38V114L39 115H42V116H40L39 117V115H37V117H38V119L37 120H39V121H37L35 124L36 125H38V127L40 128V129H42V130H40V131H38L39 130V128L37 129V130H35V129H33L34 128V125H32L31 126V124L30 123H28V122H21V116L22 115H26V117H28L27 116V114H28V112H26V111H29L28 110V108H27V105H25L26 107H24V106H17L16 104L15 105H13L14 107L12 108L13 110L15 109V108H17L18 107V109H15V110H17V112L18 111H20V112H16L15 110L14 111H11V115H13L12 116V118L11 117H9V115L8 116H6V117H4L3 116V118L1 117V121H0V137H2V138H5V139H3L5 142V144L6 143H8V142H12V140L14 141V142H12V143H14L15 144V146H17V148L19 149V150H21L22 149V147H24V145L26 146V144L27 143H29L28 144V146L32 143V144H34L35 142H38V144H43L44 142H46V139L49 141V140H55V143L56 144H62V143H65L66 141H67V139L68 138H70L71 139V137L73 138V137H75L76 135L79 137V135H78V133H83V135H82V133L80 134V138H79V140H81L80 142H86V140L88 141V139H86L85 140V138H87L88 136H84V132H85V130H87V127H88V123L86 124H84L83 125V127H80V128H77L76 127V129H74L75 131L72 133L71 132V130L73 131V129H70V132H69V130L67 129V130H65L66 128H69L72 124L71 123H76V122H78V120L77 119H80V121H82V118L84 117V116H87V118H89L90 117V115L89 114H91V112L90 111H88V109H86V107L84 108L83 107V104H84V106H90L89 104H91V102L92 101H79L78 103H77V105H76V108L74 109H71L70 107V109H68L67 110V107H68V104L70 105V104H72V105H70V106H72V107H74L75 106V102L76 101H78V98H79V96H80V93L79 92H81V90H80V86L78 87L79 88V90H77L78 88L76 87L75 88V84H76V86H78V83H75L74 85H72V86H68L69 84H68V82H70V81H67L68 79H65ZM220 78V79H219ZM95 78H90V79H88V80H91V81H95L94 80ZM203 79H205L204 81H203ZM253 79V80H252ZM256 79V80H255ZM30 80H32L33 82L32 83H30ZM71 80V82H72V79H70ZM213 80V79H212ZM220 80V81H219ZM225 80V81H224ZM66 81V82H65ZM74 81H76V80H74ZM127 81H129V82H127ZM151 81H156V80H151ZM149 82V85H151V84H154V82ZM203 81V82H202ZM251 81L253 82V84H256V87H258V85L257 84H259V86L260 87H262L263 85L262 84H264V73H261L260 72V74H258L257 76H254V77H252L251 78ZM41 82V83H40ZM210 82V83H209ZM1 83H3V82H1ZM63 83L66 85H64V86H62L63 85ZM130 83V84H129ZM204 85H203V84ZM35 84V85H34ZM203 86H202V85ZM32 85V86H31ZM43 85V84H42ZM262 85V86H261ZM8 86H10V85H8ZM8 86H6V87H4L3 86V88L2 87H0V112H2L1 111V109H5L6 107H11L12 106V104H10L9 102H8V100L10 99V96H8V92H7V88H8ZM46 86V87H45ZM62 87H64V88H62ZM69 87V88H68ZM121 87H123V86H121ZM195 87V88H194ZM75 88V89H74ZM197 88V89H196ZM199 88V89H198ZM2 89H3V91H2ZM6 89V90H5ZM68 91V92H65L66 90ZM70 89H72V90H74L75 92H77L78 91V93H75L74 91H70ZM166 89V88H165ZM27 90H29V91H27ZM46 90H49V91H46ZM59 90H61V92H62V94L60 95V93L61 92H57V91H59ZM65 90V91H64ZM77 90V91H76ZM166 91V92H165ZM164 91V89H163V92H160V93H157V94H159V95H155L154 96V94H153V97H155V98H157V99H161L162 98V100H164L168 95H169V89H166ZM208 91V92H207ZM5 92H7L6 94V96H5ZM26 92L28 93V94H26ZM71 92H74V93H71ZM4 95H3V94ZM25 93V94H24ZM50 93V94H49ZM58 93V94H57ZM63 93H64V95H65V97H64V95H63ZM70 95H69V94ZM122 93H124V95L123 94H121V98H120V100L122 101V103H124V102H126L125 101V99L127 98V97H129V96H131V95H128V93H130V92H127V93H125V92H122ZM196 93V94H195ZM201 93V94H200ZM12 94V95H13ZM37 95L39 94V93H36ZM78 95V96H76V95ZM16 95V96H15ZM49 95H51V96H49ZM52 95H53V98H52ZM59 95H60V97H59ZM176 95H177V97H176ZM175 96H174V98H178L179 97V95L178 94H176ZM193 95V96H192ZM242 95H243V93H240L239 91L238 92H236V93H234V94H232V96H231V104H232V106L230 107V109H231V113H233L234 112V114L235 115H238V113L239 112H246V110L248 109V107H247V103L246 102H242ZM21 96V97H20ZM23 96V97H22ZM73 96V97H72ZM123 96H125V97H123ZM157 96V97H156ZM166 96V97H165ZM244 96V95H243ZM250 96L251 97H254L255 96V94L254 95H251L250 94ZM8 99H7V98ZM33 97H38L37 99H34ZM55 97V98H54ZM59 97V98H58ZM63 97V98H62ZM72 97V98H71ZM75 97H76V99H75ZM164 97V98H163ZM239 97V98H238ZM6 99V100H4V99ZM57 98V99H56ZM64 98H65V100H66V102L64 101V105L62 104H60V101H61V99L62 100H64ZM68 98V99H67ZM71 98V99H70ZM74 98V99H73ZM123 98H125V99H123ZM259 98H261V95L259 96ZM263 98V97H262ZM261 98V99H262ZM72 100V101H70V100ZM128 99V98H127ZM15 100H13V102H15ZM41 100V101H40ZM56 100V101H55ZM239 100V101H238ZM241 100V101H240ZM263 101H262V103H263V108L262 109H264V99H262ZM59 101V102H58ZM229 101V100H228ZM237 101V102H236ZM6 103L5 105H1L2 103ZM20 102V101H19ZM53 102H57V103H59V105H60V108H62V107H64L65 105H67V107L65 106L64 108H66V109H64L63 110V108H62V112H61V110L59 109V106L58 105H53L54 103ZM68 102H71V103H68ZM66 103V104H65ZM68 103V104H67ZM236 103H238V104H236ZM39 104H41V105H39ZM74 104V105H73ZM168 104L170 105L171 104V102L169 101L168 102ZM45 105V106H44ZM50 105L52 106V107H50ZM79 105V106H78ZM5 106V107H4ZM55 106H57V108H55ZM62 106V107H61ZM79 107V112L81 111V113L83 114H81V113H78V107ZM239 106H241V107H239ZM24 107V108H23ZM48 107H50V108H48ZM80 107L84 110H80ZM101 107H102V105H99V106H97V108L95 109V110H97V111H99L98 109L100 108L101 109ZM152 107V106H151ZM245 107V108H244ZM27 108V109H26ZM37 108H36V110H37ZM42 108H43V110H45L44 112L45 113H43V110H42ZM184 108L185 107H181L180 109H182V111L180 110H178V116H179V118H182V116H184L185 114H186V112H185V110H184ZM216 108H218V105L217 106H213V107H211L210 109H205V111L204 110H200V111H198L196 114H194V112H193V114H191V113H189L188 111V109L187 108H185L186 109V111H187V115H190L191 117L189 118V119H191V120H193V116L195 117V115L196 116H198L200 113L201 114H204L205 116H203V117H201V118H199V119H197L198 120V125H202V124H206V126H208V127H210L211 129L209 130L210 132H208V133H206V135H210V136H216V135H220V132L219 131H224V126L226 125L223 121L221 122L222 124H224L223 126H221L220 125V122L219 123H214L213 122V120L212 119H203V118H205V117H207L208 115L210 116L211 114H214L213 113V111H216L217 109ZM241 110H240V109ZM243 108V109H242ZM6 109H8V108H6ZM5 109V110H6ZM25 109H26V111H25ZM47 109V110H46ZM55 109H57L58 111H55ZM147 109H152V108H150V106H147ZM216 109V110H215ZM246 109V110H245ZM49 110H51V111H49ZM60 110V111H59ZM71 110V111H70ZM73 110V111H72ZM184 110V111H183ZM211 110V111H210ZM22 111H25V112H23V113H21ZM65 111V112H64ZM74 111H75V114H74ZM77 111V112H76ZM88 111V112H87ZM260 111V110H259ZM263 111V110H262ZM36 112V111H35ZM46 112H47V114H46ZM57 112V113H56ZM66 112H73V115H70V113L68 114V113H66ZM181 112H182V114H181ZM204 112V113H203ZM251 112V111H250ZM253 112V111H252ZM251 112V113H252ZM255 112V111H254ZM14 113V114H13ZM15 113H17L16 115H15ZM25 113V114H24ZM49 113V114H48ZM56 115H55V114ZM64 113L65 114H67V115H65V116H67V117H64V118H62V116H64ZM76 113H78V114H76ZM88 113V114H87ZM230 113V112H229ZM237 113V114H236ZM18 114H20V115H18ZM44 114L46 115V116H44ZM59 114V115H58ZM62 114V115H61ZM87 114V115H86ZM180 114V115H179ZM240 114V113H239ZM242 114V113H241ZM253 114V113H252ZM262 114V113H261ZM1 115H2V113H1ZM4 115V114H3ZM58 115V116H57ZM77 115V116H76ZM82 115V116H81ZM193 115V116H192ZM207 115V116H206ZM262 115H264V112H263V114ZM54 116H56V117H54ZM71 116V117H70ZM75 116V117H74ZM8 117V118H7ZM43 117V118H42ZM46 117V118H45ZM74 117V118H73ZM189 117V116H188ZM7 118V119H6ZM16 118H19V119H16ZM53 118H55V120L54 121H56V122H51L52 120L51 119H53ZM56 118H58L59 120H61L60 122L61 123H59V122H57V121H59L58 119L56 120ZM72 118V119H71ZM174 118H175V115H174ZM4 119V120H3ZM20 120V122H18V121H16V120ZM44 119V120H43ZM51 121H50V120ZM72 121H71V120ZM74 119H75V121H74ZM98 119V118H97ZM196 119V118H195ZM200 119H202V120H200ZM13 120V121H12ZM183 120L184 119H182L181 121H182V123H184L185 121H187V122H185L186 124H188V122L189 121H191V120H185L184 122H183ZM200 120V121H199ZM47 121H48V123H47ZM62 121H64V122H62ZM66 121V122H65ZM193 121H196V120H193ZM193 121H191V122H193ZM206 121H207V123L209 124H207L206 123ZM10 124H9V123ZM15 124H14V123ZM51 122V123H50ZM68 122H70L69 123V125H67V123ZM191 122H189V123H191ZM201 122V123H200ZM3 123H4V125H3ZM7 123V124H6ZM13 123V124H12ZM24 124V126H23V124ZM57 123V124H56ZM180 124L179 125H181V122H179ZM22 124V125H21ZM26 124V125H25ZM45 124V125H44ZM64 124H66V126H65V128H63L64 127ZM71 124V125H70ZM212 126H211V125ZM5 125H6V127H8V125H14L13 127H15V128H11L10 127V130H8V132H7V128H5ZM21 125V126H20ZM41 125H43V126H45V128L44 127H42ZM56 125V126H55ZM63 125V126H62ZM214 125H216L215 127H214ZM18 126H20V127H18ZM47 126H48V128H47ZM55 126V127H54ZM74 126V125H73ZM203 126H205V125H203ZM17 127H18V129H17ZM51 127V128H50ZM60 127V128H59ZM226 127H227V125L225 126V129H226ZM45 130H44V129ZM63 130H65V131H63ZM71 128V127H70ZM222 128V129H221ZM240 128V129H239ZM239 128H237V129H239V130H237V129H232V131L233 132H236V134H238L239 136L241 135V137L243 138V135L242 134H244L245 136L244 137H247L246 135H250V134H252V136H251V138L253 137V134L255 135L256 133V131L254 132V129H251V131L249 130L250 128H248V127H243V128H241V127H239ZM248 128V129H247ZM5 129V130H4ZM242 129V130H241ZM244 129H246V130H244ZM2 130V131H1ZM3 130H4V132L6 131V133H4L3 132ZM35 130V131H34ZM55 130H57L58 131V133L55 131ZM59 130H60V132H64L62 135H61V133L59 132ZM83 130H84V132H83ZM217 130V131H216ZM249 130V131H248ZM252 130H253V132H252ZM43 131H45V132H43ZM47 131H48V133H47ZM53 133H52V132ZM14 132V133H13ZM36 132V133H35ZM38 132V133H37ZM40 132H42V133H45L47 136L49 135V138H45L46 136H42V138H41V133ZM49 132H51V133H49ZM65 132H69V133H71V134H69V133H67V135H65L66 133ZM211 132H212V134H211ZM216 132V133H215ZM218 132V133H217ZM252 132V133H251ZM58 134V136L57 135H55L56 137H52L51 136V134L54 136V134ZM60 133V134H59ZM240 133V134H239ZM261 134L260 135H262V136H259V137H257L256 135V141H255V138L252 140L251 138L249 139V140H246V139H242V138H240L239 139V137L237 138V136H234L233 138L235 139H233L234 141H229L230 143L229 144H227L226 145V143H228V141L227 142H225L224 141V152L226 153H232V148L235 146L236 147V144L237 145H239V143H244V141H248V142H245L246 144H244L245 145V147L246 148H250V147H255L254 145H256V144H258V143H261L262 141H264V129H263V131H261L260 132ZM40 134V135H39ZM44 134V135H45ZM1 135H3V136H1ZM43 135V134H42ZM61 135V136H60ZM65 135V136H64ZM60 136V137H59ZM65 138H64V137ZM67 136V137H66ZM76 136V137H77ZM212 136V137H213ZM249 136V137H250ZM254 136V137H255ZM18 137V138H17ZM26 137V138H25ZM59 137V138H58ZM75 137V138H76ZM217 137V136H216ZM2 138H1V140H2ZM17 138V139H16ZM20 138L22 139V141L20 140ZM52 138V139H51ZM54 138V139H53ZM60 139V140H62L61 142H60V140H58V139ZM62 138V139H61ZM18 139H19V141H18ZM27 139V140H26ZM31 139V140H30ZM38 139V140H37ZM42 141H41V140ZM43 139H44V141H43ZM57 139V140H56ZM232 139V138H231ZM8 142H7V141ZM34 140H35V142H34ZM40 140V141H39ZM230 140V139H229ZM239 140V141H238ZM252 140V141H251ZM47 141V142H48ZM56 141H58V142H56ZM68 141H69V139H68ZM242 141V142H241ZM16 142V143H15ZM41 142V143H40ZM45 143V144H48V143H50V142H48V143ZM250 142H251V145H250ZM87 143V142H86ZM249 143V144H248ZM256 143V144H255ZM37 144V143H36ZM55 144V145H56ZM240 145H242V146H244L243 144H240ZM247 145V146H246ZM250 147H249V146ZM31 146V145H30ZM58 146V145H57ZM228 148H227V147ZM60 147V146H59ZM59 147H57V149H55L54 150V148H56V146L54 147V148H52V149H47L46 151H42V150H40L39 152H33L32 153V151H30L29 150V153L31 152V154H28L27 153V155H26V157L24 158V159H22V160H17V162L15 163V165H13V167L15 168V170L17 169V172H14V170H12L13 169V167L11 166V168H7V167H2L5 171V173H7V171H9L7 174L8 175H10L11 174V171H13L12 173L14 174V176L17 174V176H16V181H15V179H14V181H13V183H17V184H13L12 182H10V183H8V186H9V188H10V185H11V192H13L14 191V189L16 190L15 192H16V194H19L18 196H16L15 197V195H14V197H11L12 198V200L13 201H15V203H17V207L16 208H14L13 209V207H10L9 208V206L7 205V202H9V201H7V200H4L3 202H0V204H1V206H0V208H2V210L1 211H5L6 210V208H7V206H8V210L7 211H5L6 213H4V216H2L3 218H2V221L4 222V224H8V226L11 228H14V227H19L20 225H22L23 226V224L25 225L26 224V226H23V227H25L24 229H25V233H28V237L26 236V238H28L27 240H26V238H25V240L23 239L22 240V242H24V241H26L27 243H26V247H25V245H24V243H22L21 241H18V245L20 244L21 246H23V248H21V246L19 245H17V251H16V249H15V253H13V260L17 263V264H59L60 262V258L59 259H57V256H56V254L55 253H57L58 254V252H59V250H61L62 249V247L61 246H67V245H69V246H67V248H70V246L71 245H75V242H77L76 240L78 239V236L81 234V236H80V238L79 239H82L81 241L82 242H84L85 244H86V242H91V245H92V248L93 249H95V248H99L98 250H100V249H102L103 248V246H104V248H103V251H105V249L107 248V249H109V251H113V253H116L115 251V249H113V247L114 248H116L117 246H119L122 242L121 241H123V239H125L127 236H128V238L127 239H125V240H128V239H130V238H132L134 235L133 234H135V232L136 231H139L138 230V228H133V226H131V227H129V233L128 232H126V231H128L127 229L125 230V232L126 233H124L123 232V234L122 233H120V230H119V234H118V232L116 231V230H118V228L117 227H120V226H122V219H121V222H120V220H116V222L118 221L120 224H118V222H117V227H116V222H115V224H114V229H113V227H112V225L111 224H113L111 221H109V222H111V223H109L108 224V222L106 221L107 219H105L104 218V220L102 219V220H99L100 218H97V217H101V218H103L102 216H101V212H102V209H100L101 210V212H100V210H99V212L96 210V205L97 204H95L94 203V201H93V199L90 197L91 195V193H92V191H89L90 192V194H89V192H86L85 194H84V196H83V193L81 194H78V190H79V188H77V187H73V186H69V185H66L64 182H63V180H62V178H60V177H58L57 178V176H54V178H53V176H51V177H47V178H45V181H44V179H42L41 178V176H40V178H41V181L43 180V182H41V184L42 185H40V182L38 181V179H40L39 178V172H40V175H42L43 173H44V170L45 171H49L48 169H47V167H51V169H52V166H49L50 164H48V166H47V164H45L44 162L46 161V159L48 158V157H52V158H54L55 157V159H59L60 157H62L61 155H62V151L60 150V148ZM245 147H241V148H244V150L246 149ZM240 148V150L238 149V150H236L235 152H234V157H236V158H239L240 157V155L239 156H237L238 155V153H239V151L241 152V154L243 155V152H244V150H242ZM28 149H30V148H28ZM226 149V150H225ZM234 149V148H233ZM51 150H52V153H51ZM57 150V151H56ZM229 150H231V152L229 151ZM42 151V152H41ZM56 151V152H55ZM237 151H238V153H237ZM58 153V154H57ZM5 152L3 151V153H2V150H1V152H0V157L1 158H4V156H5ZM57 154V155H56ZM240 154V153H239ZM214 156L216 157V159H217V157H218V154L216 153V154H214ZM211 157L210 156V158H212V161L215 159V157ZM59 157V158H58ZM214 158V159H213ZM264 158V157H263ZM90 159V160H89ZM88 160H86V161H83L82 163H81V165H80V170H83V169H85L86 167H88L89 166V164L91 163V158H89ZM206 159V158H205ZM204 159V160H205ZM207 159H208V163H209V165H211V159H209V156H207ZM233 158H231V160H232ZM211 162H210V161ZM264 160V159H263ZM206 161V160H205ZM215 161V160H214ZM216 162V161H215ZM215 162H213V163H215ZM259 162H261V159L259 160L258 159V161H257V159H256V157H255V159H253V160H251V163L249 162V164H251V165H256V164H258ZM199 163V162H198ZM42 164L43 165H45V167L44 166H42ZM202 164V162H200V164L199 165H201ZM87 165V166H86ZM25 166V167H24ZM29 168H28V167ZM42 166V167H41ZM10 167V166H9ZM35 168V170H34V168ZM37 167V168H36ZM2 168H1V170H2ZM23 170H22V169ZM25 168V169H24ZM33 168V171H31V169ZM40 168V169H39ZM41 168H42V170H41ZM7 169V170H6ZM38 169V170H37ZM211 169V168H210ZM216 169V168H215ZM24 170H27V172H25ZM37 170V171H36ZM41 170V171H40ZM23 171V172H22ZM34 171H36V172H34ZM213 172H214V169H213ZM212 172V173H213ZM219 172H220V170H219ZM5 173H4V175L3 176H5V178L3 177V176H0V181L2 182V181H5L6 182V180L8 179V175H5ZM22 173V174H21ZM37 173V174H36ZM20 174V175H19ZM216 174H219L218 172L216 173ZM220 174H221V172H220ZM223 174V173H222ZM19 175V176H18ZM38 175V176H37ZM13 176V177H14ZM42 176H46V174L44 175H42ZM217 177H218V175H216ZM12 177V178H13ZM18 177V178H17ZM215 177V176H214ZM217 177H215V179H217V180H220V177L219 178H217ZM15 178V177H14ZM39 182V183H37V181ZM222 180H224V179H222ZM222 180H220L221 182H222ZM54 181V182H53ZM58 181V182H57ZM21 182V183H20ZM219 182V181H218ZM221 182H220V185H221ZM12 183V184H11ZM23 183V184H22ZM33 183V184H32ZM43 183H45L44 185H43ZM10 184V185H9ZM27 185V186H25V185ZM29 184V185H28ZM38 186H40V187H38ZM215 184V183H214ZM37 187H36V186ZM237 185V184H236ZM236 185H234L233 186V184H231V185H229V186H226V188L227 189H225V187L222 189V191H218V195H219V197L221 196V198H220V200L223 202H220L219 204H221V206L218 204V202H217V204H218V207H217V210L219 209V211L221 212V216L222 215H224V213H223V211H225V215H224V217H221L220 215L219 216H216L215 218H214V221L216 222V223H218V224H221L222 225V223H223V225H226L230 230L232 229H234L233 230V232H237V233H240V237L242 236V238H246V237H249V234H248V230H249V232H251V233H253V234H255L254 233V231L253 230H255V232L256 233H258L259 232V230L261 231V230H263V226H264V221H260V223H257V224H255V225H253L252 227H250L249 229H247V231L242 227L243 225H244V223H242L243 222V220L244 219H242V221L239 223V224H237V223H232L230 220H232V219H236L237 217V220L236 221H240L239 220V218L241 217V216H245V218H247V212L251 209V207H254L255 209H256V207L257 206H259L258 204L261 202L262 204V206L264 205V202L262 201V200H264V199H262L263 198V196H264V189H262L261 187H259L260 185H255V183H254V185H252L251 187V189L250 190H248L249 188H247V189H245V186H236ZM15 188H14V187ZM24 186V187H23ZM28 186H30V188H32V189H30ZM42 186V187H41ZM230 186H231V188H230ZM20 187V188H19ZM35 187V188H34ZM255 187V188H254ZM12 188H14V189H12ZM23 188V189H22ZM25 188H27L26 190H25ZM111 188H113V187H111ZM222 187L220 186V188H219V190L221 189ZM234 188V189H233ZM257 188V189H256ZM259 188H261L260 190H262V193L260 194L261 196H260V198H259V196H257V197H255L256 199H253V198H251V197H248V199H246L247 198V196L246 197H244L245 196V194H249V193H251V194H253L251 191L252 190H259ZM34 189V190H33ZM225 189V190H224ZM231 191H230V190ZM244 189H245V192H244ZM19 190V191H18ZM224 190V191H223ZM247 190V191H246ZM24 191V192H23ZM26 191V192H25ZM63 191V192H62ZM72 191V192H71ZM93 191H95V192H93V193H96L97 192V194H99V193H101L102 194V192H101V189H93ZM18 192V193H17ZM20 192H23V194L22 193H20ZM99 192V193H98ZM219 192L221 193V194H219ZM76 193V194H75ZM92 193V194H93ZM244 193V194H243ZM62 194H64L65 196H68V194L69 195H74V197H72V199H70L71 197H68V198H61V197H63L62 196ZM87 194H88V197H87ZM96 194V195H97ZM226 195L227 197H225V196H223V195ZM61 197H60V196ZM95 195V194H94ZM38 196V197H37ZM41 196V197H40ZM43 196V197H42ZM58 196V197H57ZM230 196V197H229ZM234 196V198H232ZM238 198H237V197ZM25 197V198H24ZM34 197V198H33ZM86 197H87V199H86ZM237 198V200H235L236 198ZM240 197H244V199L243 198H241V200L239 199ZM15 198V199H14ZM23 198H24V200H23ZM39 198H41V199H39ZM58 198H59V200H58ZM230 198H232L231 200H230ZM251 198V199H250ZM259 198V199H258ZM19 199H21V201L19 200ZM35 199V200H34ZM48 199V200H47ZM61 199H62V201H61ZM68 199V200H67ZM90 199V200H89ZM225 199V200H224ZM228 199V200H227ZM9 200H11V199H9ZM19 200V201H18ZM33 200V201H32ZM45 202H44V201ZM47 200V201H46ZM249 200H251V201H249ZM253 200L254 201H256V202H253ZM0 201H2V199L0 200ZM6 201V202H5ZM18 201V202H17ZM70 201V202H69ZM92 201V202H91ZM237 201V202H236ZM241 201V202H240ZM6 204H5V203ZM12 202V201H11ZM28 202V203H27ZM35 202V203H34ZM228 202H230V204H228ZM251 204H250V203ZM23 203V204H22ZM25 203H26V205L28 206H26L25 205ZM31 203V204H30ZM37 203H38V205H37ZM40 203V204H39ZM68 203H70V206H69V204ZM74 203H75V207H74ZM233 203H235V204H233ZM254 203H255V205H254ZM2 204H5L4 206L2 205ZM9 204V203H8ZM29 204H30V206H29ZM85 204V205H84ZM217 204L215 205V206H217ZM222 204L223 205H225V206H227L228 208H226L225 206H222ZM20 205V206H19ZM83 205V206H82ZM261 205L259 206V208L261 207ZM24 208H23V207ZM64 206V207H63ZM72 206V208H70ZM214 206V207H215ZM251 206V207H250ZM3 207H4V210H3ZM6 207V208H5ZM19 207V208H18ZM73 207H74V210H73ZM80 207V208H79ZM95 207V208H94ZM223 207H225V208H223ZM234 207H236V210H235V208ZM241 207H243V208H241ZM28 208V209H27ZM259 208H257V209H259ZM263 208H264V206H263ZM18 209V210H17ZM34 209V210H33ZM65 209V210H64ZM69 209V210H68ZM79 209H80V211H79ZM97 209H99L98 207H97ZM221 209V210H220ZM231 209H233V210H231ZM255 209H252L253 211L255 210ZM255 210L256 212L258 211V210ZM24 210V211H23ZM71 210V211H70ZM78 210V213H76V211ZM235 210V211H234ZM248 210V211H247ZM250 211V212H253V211ZM260 210H262V207L260 208ZM12 211H14L13 213H12ZM17 211H18V213H17ZM20 211V212H19ZM30 211V212H29ZM228 211V212H227ZM238 211V212H237ZM10 212V213H9ZM98 212V213H97ZM233 212V213H232ZM245 212V213H244ZM11 214V215H9V214ZM20 213V214H19ZM59 213V214H58ZM60 213H62V214H60ZM70 213V214H69ZM73 213V214H72ZM233 215H231V214ZM244 213V214H243ZM8 216H6V215ZM14 214V215H13ZM77 216H76V215ZM29 215H30V217H29ZM40 215V216H39ZM72 215V216H71ZM81 215V216H80ZM9 216H11V217H9ZM25 216V217H24ZM27 216V217H26ZM62 216L64 217V218H62ZM68 216V217H67ZM79 216V217H78ZM97 216V217H96ZM230 216V217H229ZM232 216V217H231ZM38 217V218H37ZM45 219H44V218ZM75 217V218H74ZM28 218V219H27ZM35 219V222H34V219ZM42 218V219H41ZM228 218V219H227ZM244 218V217H243ZM14 219V220H13ZM18 219V220H17ZM23 219H24V221H23ZM37 219H39V222L40 223H38V220ZM61 219V220H60ZM70 219V220H69ZM96 219V220H95ZM5 220V221H4ZM11 220V221H10ZM49 221V223H45V221ZM7 221H9V222H7ZM44 221V222H43ZM57 221H59V222H61V223H59V222H57ZM63 221H65V225H64V222ZM69 221V222H68ZM219 221V222H218ZM228 221V222H227ZM0 222H1V219H0ZM3 222H1L0 224H3ZM6 222V223H5ZM13 222V223H12ZM18 222H21V223H18ZM51 222V223H50ZM107 222V223H106ZM262 222V223H261ZM10 223V224H9ZM15 223H17V225H19V226H17ZM44 223H45V225H44ZM3 224V225H4ZM52 224H53V226H52ZM55 224V225H54ZM70 224V225H69ZM73 224V225H72ZM233 224H235V225H233ZM241 224V225H240ZM261 224V225H260ZM47 225L48 226H50V228L49 227H47ZM59 225H60V228H59ZM110 225V226H109ZM118 225H120V226H118ZM263 225V226H262ZM21 226V228H23ZM29 226V227H28ZM38 226V227H37ZM44 226H46V227H44ZM57 226V227H56ZM70 226V227H69ZM1 227H3L2 225H1ZM7 227V226H6ZM8 227V228H9ZM28 229H27V228ZM62 227V228H61ZM69 227V230L67 229V228ZM104 227H106V228H104ZM147 227V228H146ZM164 227V226H163ZM163 227H156L155 228V231H151V228H152V224H151V226L150 225H148V226H145V228H143V229H145V230H143L144 232H147L146 230H148V232L149 233H151L150 235H148L147 237L148 238H154L155 236V240L153 239H151L150 241H151V243L154 245V243L153 242H155V245L153 246V250L151 251H149L148 253H146L145 254V256H143V258L144 259H147V260H149V261H147V263L146 264H154V262H155V264H170V263H173V264H175L176 263V261L175 260H177V257L174 259V260H168V253L166 252L165 253V255H164V257H166V258H164L163 260H161L160 261V257L161 256H158V254H160V253H158L159 251H158V249H157V247L158 246H163L161 243H165V241H163V239L164 240H166V235H167V233H166V229L164 230V228ZM257 227H259V228H256ZM46 228V229H45ZM55 228V229H54ZM65 228L68 230V232H67V230H65ZM71 228V229H70ZM100 228H102V229H100ZM110 229V231H112V230H114V231H116L117 233L116 234H118L117 236L115 235V232H108V230ZM115 228H116V230H115ZM132 228V232L130 231V229ZM162 228V229H161ZM244 230H243V229ZM251 228H252V231H251ZM262 228V229H261ZM107 229V230H106ZM150 229V230H149ZM156 229H157V231H156ZM27 230V231H26ZM45 232H44V231ZM51 230V231H50ZM65 230V231H64ZM70 230H72L71 231V234H69L70 233ZM100 230H102V231H100ZM134 230H136V231H134ZM142 230V229H141ZM160 231V233H159V231ZM236 230V231H235ZM257 230V231H256ZM55 231H56V233L58 232V234H55ZM102 232V233H100V232ZM105 231H107V234H105L106 232ZM122 231V230H121ZM124 231V230H123ZM134 231V232H133ZM142 231V232H143ZM151 231V232H150ZM239 231V232H238ZM43 232V233H42ZM48 232V233H47ZM60 232V233H59ZM64 232V233H63ZM105 232V233H104ZM148 232H147V234H148ZM154 232V233H153ZM157 232V233H156ZM263 232H264V230H263ZM42 233V234H41ZM86 235H84V234ZM94 233V234H93ZM100 233V234H99ZM131 233V234H130ZM152 233H153V235H152ZM162 233H163V235H162ZM244 233V234H243ZM250 233V235H252ZM39 234V235H38ZM44 234V235H43ZM46 234H48V235H46ZM97 234H98V236H97ZM102 234H104V235H106V237H104V235H102ZM111 234V235H110ZM113 234V235H112ZM126 234V235H125ZM161 234V235H160ZM242 234V235H241ZM25 235H27V234H25ZM52 235V236H51ZM62 235H63V237H62ZM122 235V236H121ZM132 235V236H131ZM136 235V234H135ZM157 235H159V236H157ZM244 235V236H243ZM258 235V234H257ZM30 236H32V237H30ZM44 236V237H43ZM57 237V236H60V238H59V240H61L60 241V244H61V246H55L54 244H53V242L51 241V238H53V237ZM66 236V237H65ZM90 236V237H89ZM107 236H109V238L107 237ZM113 236V237H112ZM126 236V237H125ZM144 236V235H143ZM151 236H153V237H151ZM1 237V236H0ZM30 237V238H29ZM36 237V238H35ZM55 237V238H56ZM102 237V238H101ZM130 237V238H129ZM258 237V236H257ZM261 237V238H260ZM260 237H258L257 238V240L260 238V240H258L259 242L260 241H263L264 242V237L263 236H260ZM33 238V239H32ZM46 238V239H45ZM50 238V239H49ZM108 239L107 241L105 240V239ZM110 238H111V240H110ZM143 238H145L146 239V236L145 237H143ZM158 238V239H157ZM31 239H32V242H29V241H31ZM47 239H49V240H47ZM68 239V240H67ZM85 239V240H84ZM115 239V240H114ZM145 239H143V240H145ZM224 238H222L221 239V243L223 242V241H225V239L223 240ZM35 240H37V242L39 243V244H37V242H35ZM38 240H40V241H38ZM45 240V241H44ZM75 240V241H74ZM100 240V241H99ZM104 240V241H103ZM47 241V242H46ZM51 241V242H50ZM81 241H79V242H81ZM106 241V242H105ZM110 241H112V243L110 242ZM115 243H114V242ZM129 241V240H128ZM146 241H148V239L146 240ZM160 241H161V243H160ZM29 242V243H28ZM42 242V243H41ZM97 244H96V243ZM103 244H102V243ZM142 242H145V241H142ZM158 242H159V244H158ZM49 243V244H48ZM74 243V244H73ZM93 243V244H92ZM108 243H109V245H108ZM124 243V245H125V243H126V241L125 242H123ZM123 243L121 244V246H123ZM148 243H150V242H148ZM150 243V244H151ZM23 244V245H22ZM29 244V245H28ZM41 244V245H40ZM96 244V245H95ZM105 244H107L106 246H105ZM156 244H158V245H156ZM31 245V246H30ZM36 245V246H35ZM44 245H45V247H44ZM53 245V246H52ZM101 245H102V247H101ZM27 246H29V248L27 247ZM35 246V247H34ZM155 246H156V248H155ZM24 247H25V250H24ZM34 247V248H33ZM72 247V246H71ZM95 247V248H94ZM123 247H125V246H123ZM263 247V246H262ZM92 248L91 249H89V250H87V254H92L93 252H92ZM118 248H122V247H118ZM106 249V250H107ZM111 249V250H110ZM117 249V248H116ZM126 249V248H125ZM155 249H157V250H155ZM259 250H262V248L261 247H259L258 248ZM257 249V251H259ZM57 251V252H56ZM158 251V252H157ZM32 252V253H31ZM92 252V253H91ZM153 252H154V254H153ZM40 253V254H39ZM112 253V252H111ZM113 253H112V256H114L113 255ZM152 253V254H151ZM183 254V253H182ZM189 255L190 254H193V251L192 252H190V253H188ZM5 255H7L6 253H3V254H1L0 255V260H2L1 259V257L2 258H4L3 259V261L4 260H6V262H7V260L9 259L8 257H9V255H8V257L7 256H5ZM32 255H33V257H32ZM52 255V256H51ZM157 255V256H156ZM181 255V254H180ZM27 256V257H26ZM29 256H31V257H29ZM51 258H50V257ZM99 256V255H98ZM148 256V258H146ZM151 256V257H150ZM191 256V255H190ZM37 257V258H36ZM49 259H48V258ZM54 257V258H53ZM96 257H97V255H96ZM100 257V256H99ZM125 258L124 259H126V256H124ZM159 257V258H158ZM6 258V259H5ZM8 258V259H7ZM30 258H32V260L30 259ZM39 258V259H38ZM43 260V259H45V260H41V259ZM109 258H112V257H109ZM108 258V259H109ZM155 258L157 259V261H159V262H156V261H154L155 260ZM192 258L194 259L195 258V255L193 254L192 255ZM94 259H96V258H94ZM97 259H98V257H97ZM96 259V260H97ZM113 259V258H112ZM31 260V261H30ZM49 260V261H48ZM53 260V261H52ZM114 260V259H113ZM195 260V259H194ZM39 261V262H38ZM51 261V262H50ZM58 261V262H57ZM154 261V262H153ZM171 261H173V262H171ZM175 261V262H174ZM5 262V261H4ZM4 262L2 263V261H0V264H4ZM57 262V263H56ZM109 262H111V260L109 259L108 260V263ZM6 264V263H5ZM61 264H64L63 262L61 263ZM145 264V263H144ZM176 264H178V263H176Z\"/></svg>",
	"mask_w": 264,
	"mask_h": 264
}]
</instances>
